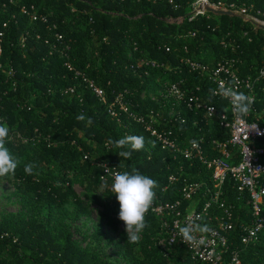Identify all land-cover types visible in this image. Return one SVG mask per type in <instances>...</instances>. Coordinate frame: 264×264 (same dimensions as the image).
Here are the masks:
<instances>
[{"label": "trees", "instance_id": "1", "mask_svg": "<svg viewBox=\"0 0 264 264\" xmlns=\"http://www.w3.org/2000/svg\"><path fill=\"white\" fill-rule=\"evenodd\" d=\"M209 1L264 12V0ZM192 2L0 0V122L10 129L6 147L19 161L15 175L0 180H14L25 210L0 221V264H106L95 253L80 250L63 225L70 217L65 210L68 205L78 215L87 213L73 191L74 181L81 185L82 200L102 210L101 219L113 223L118 217L111 180L101 178L99 164L120 172L135 169L154 179L157 201H181L182 211L200 208L203 199L183 201L180 188L182 179L208 182L205 167L196 160L173 158L140 124L123 113L117 121L107 112L109 108L118 112L114 96L126 91L131 114L145 117L152 110L164 115L158 91L175 83L186 98L213 106L215 115L208 119L203 110L194 106L188 111L181 105L183 123L164 122L156 129L169 131L181 147L201 141L207 156L216 155L210 141L227 138L215 120L226 104L213 95L214 85L206 75L187 71L179 61L187 58L208 68L233 61L238 78L254 77L264 69V33L223 15L205 14L179 24L164 22L187 17ZM56 35L60 40L56 41ZM87 82L102 91L101 101ZM253 94L260 113L264 78L254 85ZM81 114L92 123L77 120ZM130 135L142 136L144 148L124 159L118 156L114 141ZM28 163L35 165L30 175L24 172ZM171 175L177 178L172 184L167 181ZM247 198L225 180L220 200L232 214L227 253L235 250L247 264H264V228L254 243L245 247L239 243L242 227L249 226ZM146 221L148 227L137 243L128 242L126 235L119 237L125 264H202L191 261L178 242L162 251L158 242L165 235L157 217L148 212ZM212 223L202 220L204 226ZM91 238L98 244L99 227Z\"/></svg>", "mask_w": 264, "mask_h": 264}, {"label": "built area", "instance_id": "2", "mask_svg": "<svg viewBox=\"0 0 264 264\" xmlns=\"http://www.w3.org/2000/svg\"><path fill=\"white\" fill-rule=\"evenodd\" d=\"M203 6L212 7L215 10L236 11L264 25V12L253 10L251 6L241 5L238 7L233 4H226L220 1L210 2L209 0H195L189 6L187 17L165 18L164 22L179 24L184 19L187 22H191L195 17L206 14L203 11ZM32 19L35 20V17ZM40 20L44 22L43 18H40ZM55 38L56 41L60 40L57 35ZM179 62L189 72H198L206 75L208 80L214 85L213 92L217 93L214 96L226 104L225 111L216 116L215 120L219 129L227 133V138L210 141L211 150L216 153L215 156H207L203 152L201 141L190 142L181 147L171 137L169 131H158L156 129L164 122L169 124L183 123L184 118L181 117L179 110L181 105L188 111H191L194 106L203 110L208 119L213 118L215 115L213 106L198 103L195 98H186L185 93L175 83L167 84L158 91V96L165 104L163 108L164 115L155 113L152 110L147 111L145 117L131 114L128 112L129 103L124 97L127 94L126 91L116 93L114 96L113 102L118 112L114 111L113 108H109L107 112L110 117L115 118L117 121L120 113L125 114L129 120L140 124L149 137L155 140L161 150L172 154L173 158L179 156L186 161L196 160L209 173L208 182L205 180L187 182L182 179L180 188L181 199L183 201H188L195 197L203 199L199 209L190 208L182 211L181 201L168 203L155 200L149 213L157 217L160 229L165 235V238L158 242V246L162 251L167 252L174 242H178L186 248L189 258L193 262L202 264H247L242 261L235 250L227 253V234L232 230V214L230 209L224 206L220 198L223 183L227 179L234 184L236 191L240 195L243 193L247 195L250 220L249 226L241 229L242 236L239 243L242 247L254 243L257 235L264 228V135H257L255 131H251V126L258 125L259 130L264 132V108L261 109L260 113L257 112L253 89L254 85L264 78V69H259L254 77L240 79L233 68V61L218 62L212 68L187 58H183ZM153 65L154 63H150V66ZM87 84L93 95L101 101L103 97L102 91L91 82H87ZM221 84L232 86L252 98L251 111L244 118L247 127L234 122L230 101L219 95ZM193 102H196L195 105L192 104ZM251 115H255V118L250 119ZM83 159L86 160L87 157L84 155ZM104 165L99 164L101 178L104 181L110 179L112 183V176L110 173H105ZM113 171L115 170L113 169ZM176 180L177 178L172 175L167 178L170 184ZM214 211L217 213L215 214ZM203 219H207L210 222L211 220L213 221V225H207L210 230L195 232L194 236L198 241L195 245L185 243L179 234V228L187 225L203 227Z\"/></svg>", "mask_w": 264, "mask_h": 264}, {"label": "clouds", "instance_id": "3", "mask_svg": "<svg viewBox=\"0 0 264 264\" xmlns=\"http://www.w3.org/2000/svg\"><path fill=\"white\" fill-rule=\"evenodd\" d=\"M215 94L217 93L213 92V95ZM219 95L230 101L234 122L247 127L244 118L251 111L252 98L232 86H224L223 84L219 88ZM85 119H87L89 125L92 123L90 117L86 118L82 114L77 116V120L84 121ZM251 131H255L257 135H264V132L259 130L258 125H252ZM9 133V127L0 122V178L14 176L19 166L18 159L6 147ZM114 144L117 149H120L118 152L119 157L131 159L133 152L143 150L144 138L142 136L130 135L114 141ZM34 167L33 163H28L24 166V172L30 175ZM104 168L105 173H110L112 176L111 192L119 204L118 219L125 226L127 241L137 243L144 229L148 227L146 215L153 208L156 200L155 189L158 187L157 181L147 175L141 174L135 169L131 172L113 171L114 168H109L106 164ZM209 230L207 225L203 227L187 225L179 228V234L185 243L195 245L198 241L194 233Z\"/></svg>", "mask_w": 264, "mask_h": 264}, {"label": "rangeland", "instance_id": "4", "mask_svg": "<svg viewBox=\"0 0 264 264\" xmlns=\"http://www.w3.org/2000/svg\"><path fill=\"white\" fill-rule=\"evenodd\" d=\"M72 188L87 213L78 215L73 205L65 207L70 217L63 220V225L69 231L71 240L76 243L80 250L95 253L96 258L105 261L106 264H125L121 258L122 245L119 242V237L126 235L123 222L118 217L114 218L113 223L101 219L99 214L102 210L82 200L80 183L74 181ZM24 211L14 190V180L12 178L8 181L0 180V221L3 217L14 216L18 213L24 214ZM98 227L101 238L96 244L91 235Z\"/></svg>", "mask_w": 264, "mask_h": 264}, {"label": "water", "instance_id": "5", "mask_svg": "<svg viewBox=\"0 0 264 264\" xmlns=\"http://www.w3.org/2000/svg\"><path fill=\"white\" fill-rule=\"evenodd\" d=\"M203 11L206 14H212L215 16L223 15V16H227V17H235L242 22L250 24L253 27V29L260 30L264 33V25H262L261 23H259L257 21L250 19L248 16L241 15L236 11H229L226 9L215 10L209 6H203Z\"/></svg>", "mask_w": 264, "mask_h": 264}]
</instances>
